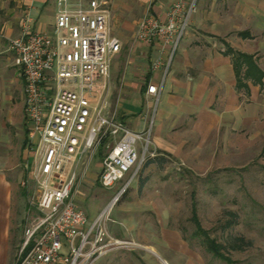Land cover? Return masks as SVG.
Listing matches in <instances>:
<instances>
[{
    "label": "built area",
    "instance_id": "obj_1",
    "mask_svg": "<svg viewBox=\"0 0 264 264\" xmlns=\"http://www.w3.org/2000/svg\"><path fill=\"white\" fill-rule=\"evenodd\" d=\"M111 0H56L50 31L37 33L24 18L21 34L8 50L23 79L24 118L38 217L24 231L15 264H95L114 249L133 241L110 236L107 221L119 196L145 164L158 157L153 143L155 115L163 80L185 36L198 0H178L166 20L147 14L139 21L135 40L169 46L150 65L163 68L160 85L148 83L152 100L141 130L119 118V98L113 101L111 65L121 49L111 33ZM98 160L96 182L111 189L127 178L107 207L89 221L77 206L81 187Z\"/></svg>",
    "mask_w": 264,
    "mask_h": 264
},
{
    "label": "crops",
    "instance_id": "obj_2",
    "mask_svg": "<svg viewBox=\"0 0 264 264\" xmlns=\"http://www.w3.org/2000/svg\"><path fill=\"white\" fill-rule=\"evenodd\" d=\"M177 1H110L111 33L121 44L111 65L112 100L119 98V118L132 130L142 129L152 104L145 96L147 84L160 85L163 79V68L152 71L150 65L158 56L164 63L169 55V46L161 51L157 44L136 41V26L147 14L165 21ZM55 4L56 0H0V264H15L16 249H21L14 203L20 194L10 172L19 171L25 156L31 166L24 83L8 42L20 36L27 14L34 32L50 31ZM243 33L250 38L243 39ZM215 38L241 53L264 54V0L198 1L163 80L152 137L158 156L181 166L205 163L207 156L220 155L234 141L256 137L264 122V88L251 80L238 86L233 60L214 49ZM256 63L264 73V62Z\"/></svg>",
    "mask_w": 264,
    "mask_h": 264
},
{
    "label": "rangeland",
    "instance_id": "obj_3",
    "mask_svg": "<svg viewBox=\"0 0 264 264\" xmlns=\"http://www.w3.org/2000/svg\"><path fill=\"white\" fill-rule=\"evenodd\" d=\"M213 42L216 51L234 50L218 38ZM256 54L246 55L264 62V54ZM255 135L234 141L220 155L207 156L205 163L181 166L158 156L164 159L162 163L157 160L144 166L119 196L107 221L111 237L133 241L135 246L114 249L95 264H163L162 260L166 264H264V122ZM97 163L93 162L90 178L77 196V206L89 221L107 207L127 180L111 189L99 187ZM10 174L20 194L14 203L22 246L24 231L39 216L26 156L19 171ZM224 211L237 215L230 228H225L229 218L223 216ZM194 214L209 238L224 246L225 261L209 252L203 238L195 235Z\"/></svg>",
    "mask_w": 264,
    "mask_h": 264
},
{
    "label": "trees",
    "instance_id": "obj_4",
    "mask_svg": "<svg viewBox=\"0 0 264 264\" xmlns=\"http://www.w3.org/2000/svg\"><path fill=\"white\" fill-rule=\"evenodd\" d=\"M243 39L250 38V35L247 33H243ZM223 54L228 55L232 58L235 70V76L237 78V83L239 87L244 86L243 81L251 80L252 82L259 84L261 88H264V73L258 67L254 57L252 55H246L232 50L230 47H227V50L223 51ZM151 159L146 164L145 167L155 161L159 160V162H163L164 159ZM223 216H227L229 221L226 223L225 228H230L234 224H236V214L232 211H224ZM193 222L196 225V236H201L203 238L204 245L207 250L215 255L217 258L225 261V255L222 252L224 246L218 244L215 240L210 239L205 231H203L197 221L196 215L194 214ZM237 242V240H236ZM236 244V243H235Z\"/></svg>",
    "mask_w": 264,
    "mask_h": 264
},
{
    "label": "bare ground",
    "instance_id": "obj_5",
    "mask_svg": "<svg viewBox=\"0 0 264 264\" xmlns=\"http://www.w3.org/2000/svg\"><path fill=\"white\" fill-rule=\"evenodd\" d=\"M162 263H163V264H166V262H165V261H163V260H162Z\"/></svg>",
    "mask_w": 264,
    "mask_h": 264
}]
</instances>
